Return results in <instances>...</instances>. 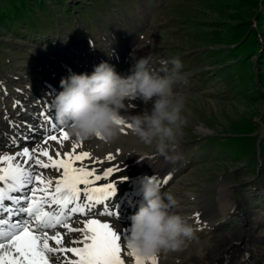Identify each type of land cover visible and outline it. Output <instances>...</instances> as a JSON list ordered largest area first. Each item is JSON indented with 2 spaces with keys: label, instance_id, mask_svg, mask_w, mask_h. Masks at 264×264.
Wrapping results in <instances>:
<instances>
[{
  "label": "rangeland",
  "instance_id": "374dc122",
  "mask_svg": "<svg viewBox=\"0 0 264 264\" xmlns=\"http://www.w3.org/2000/svg\"><path fill=\"white\" fill-rule=\"evenodd\" d=\"M91 53L113 57L117 68L119 59L123 67L151 56L158 72L161 61L180 59L174 90L185 99L187 123L167 156L165 191L194 227L189 243H224V231L242 230L243 206L262 215L263 229L264 0H0V86L10 95L11 85L23 91L24 84L38 93L79 61L87 73ZM132 101L138 114L151 108ZM126 138L131 149L162 156L131 133ZM221 193L232 200L225 216L217 208ZM197 214L205 227L196 229ZM171 253L177 262L187 250Z\"/></svg>",
  "mask_w": 264,
  "mask_h": 264
},
{
  "label": "snow or ice",
  "instance_id": "6c2138e0",
  "mask_svg": "<svg viewBox=\"0 0 264 264\" xmlns=\"http://www.w3.org/2000/svg\"><path fill=\"white\" fill-rule=\"evenodd\" d=\"M41 116L46 131L40 142L0 150V264H126L128 257L158 264L156 255L131 249V229L117 225L118 213L106 203L122 171L117 156L97 160L50 114ZM121 126L122 134L129 131L126 122ZM10 143L15 147L16 139Z\"/></svg>",
  "mask_w": 264,
  "mask_h": 264
},
{
  "label": "clouds",
  "instance_id": "9594fccd",
  "mask_svg": "<svg viewBox=\"0 0 264 264\" xmlns=\"http://www.w3.org/2000/svg\"><path fill=\"white\" fill-rule=\"evenodd\" d=\"M151 56L135 60L127 76L118 74L113 65L101 62L91 74L72 73L60 81V91L53 99L57 121L68 127L77 140L100 138L112 142L121 135V121L142 144L167 157L175 151L183 128L185 99L174 90L182 79L179 58L163 60L162 69L153 71ZM171 69L167 68L168 64ZM161 72L163 74H161ZM140 99L151 108L142 114L121 115ZM143 202L130 217L129 243L138 255L148 257L161 251H181L195 236L189 218L176 211L180 201L171 191H161L155 176L142 182Z\"/></svg>",
  "mask_w": 264,
  "mask_h": 264
},
{
  "label": "bare ground",
  "instance_id": "6f19581e",
  "mask_svg": "<svg viewBox=\"0 0 264 264\" xmlns=\"http://www.w3.org/2000/svg\"><path fill=\"white\" fill-rule=\"evenodd\" d=\"M91 55L96 56V58L99 60L105 58L106 62L114 65L115 68H117V64L112 56V59H110L109 57H106V55L104 56L101 54H97V56L96 53H91ZM96 58L94 59V61L96 60ZM78 63L82 64V66L85 65L83 61H79ZM90 65L88 66V74H91L93 72L91 71ZM68 67H70V65H68L67 68ZM75 68L76 67H72L68 70H71L72 73L76 74L83 73V70L77 72ZM68 76L69 74H65L64 71L62 74L56 73V77L54 75V79L47 80L46 83H51V81H53V85L58 90L62 91L60 87V81L62 78H66ZM41 84L42 83H38L37 85ZM45 92L46 89L44 88L41 89V91L38 93L44 94ZM30 94L31 93L27 95V98H29ZM27 98L21 99H24L25 101L27 100ZM125 103L129 105V107L126 110H121V115L127 116L138 114V112L135 111V105L132 100L126 101ZM66 130L68 131V128ZM129 133L130 131H127L124 134L121 133L120 137L112 142H106L98 137L89 140H77L71 135L70 137L76 142L82 143L83 150L92 153L97 160L103 161L108 155L115 154L117 156V161L121 164L122 168V171L118 173L119 175L117 177V180H123L126 183V187L130 185L134 186V181L142 175H151L152 177L155 176L157 182L161 181L164 174L168 170L167 167L169 166V161H171L170 157L151 155L149 153H145L142 151L138 152L131 149L129 140L126 138ZM35 144H33L32 146H34ZM22 149L23 148L7 150L6 152H14ZM108 164H111V162L109 161ZM106 166L108 165H97L98 168ZM41 171H45L49 176L53 175L51 170ZM121 177H126V179H121ZM135 189L136 187L134 186V190ZM231 202V197L224 195L223 193L218 194L217 208L221 215L225 216L232 212ZM239 209L241 210L240 213L243 216L244 221L242 224V230L236 228L234 230H227L226 232L224 231L223 234L220 235V237L224 240V243L217 244V241H220L219 238L213 241L201 242L197 244V246L192 245L188 242L187 247L184 248L185 250H187V253L177 262H175L174 258L172 257L171 251H161L160 253L156 254L158 264H264V228L259 229V225L262 222V215L251 212L249 206H243ZM242 212H244L246 215H244ZM195 222L197 224L204 223L205 218L199 217V221L196 219ZM130 224L131 223H117L118 226H125L129 229ZM126 264H135L134 258L128 257Z\"/></svg>",
  "mask_w": 264,
  "mask_h": 264
}]
</instances>
